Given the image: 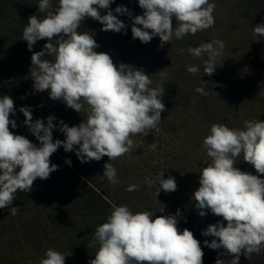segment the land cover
Segmentation results:
<instances>
[{
    "label": "clouds",
    "instance_id": "obj_1",
    "mask_svg": "<svg viewBox=\"0 0 264 264\" xmlns=\"http://www.w3.org/2000/svg\"><path fill=\"white\" fill-rule=\"evenodd\" d=\"M114 0H39L38 14L32 15L23 29L22 39L29 51L42 39L48 42L43 50L31 56V79L37 92L48 91L53 101H62L72 110L86 113L83 122L69 127L62 120L58 130L65 139L53 141L55 117L49 115L47 123L33 121L31 109L22 106L24 125L39 141L33 144L23 135L10 131L15 120L10 119L16 109L8 95L0 98V209L13 203L17 191L30 192L37 178L44 180L58 170L50 157L63 146L66 152L75 151L81 163L109 158L104 164L103 176L110 183H120L117 169L111 161L130 153L139 145L132 137H146L153 130L159 132L161 113L166 110L162 97L163 86L152 87L150 75L142 69L120 63L118 66L99 47L89 31H79L86 17L101 23L102 31L120 33L125 23L113 14L110 5ZM142 15L133 16L124 5L114 11L132 20L133 39L149 43L158 36L161 44L187 35H195L214 26L216 8L209 0H138ZM100 9L107 10L101 15ZM42 14V15H41ZM175 20V27H173ZM140 26V27H138ZM254 35L264 36V23L253 28ZM225 43L220 39L202 42L186 51L203 60L204 73L212 76L223 54ZM184 52L185 49H180ZM52 60L45 59V55ZM206 57V58H205ZM187 71L196 74L199 67L186 65ZM195 91L207 95L204 85ZM78 146V147H77ZM155 150L157 145L151 143ZM203 147L209 158L199 172V188L192 201L201 217L206 211L222 219L210 224L202 235L214 237L204 245L212 250L223 249L232 257L227 264H239L241 255L250 258L264 249V121L245 120L243 128H230L222 123H212L203 138ZM243 156L256 173L241 171L235 165ZM69 166L71 161L66 160ZM164 172V171H163ZM156 180L145 178V183L157 197L177 190L174 177ZM158 185V186H157ZM131 184L127 191L137 190ZM20 211L10 209L15 216ZM178 209L175 215H153L151 211L133 213L128 205H113L106 222L95 228L88 247L99 245L94 259L88 264H203L204 252L192 231L178 228ZM63 254L53 248L46 249L39 264H65ZM31 264V262H29ZM215 264H226L217 258Z\"/></svg>",
    "mask_w": 264,
    "mask_h": 264
},
{
    "label": "trees",
    "instance_id": "obj_2",
    "mask_svg": "<svg viewBox=\"0 0 264 264\" xmlns=\"http://www.w3.org/2000/svg\"><path fill=\"white\" fill-rule=\"evenodd\" d=\"M50 2L53 6L58 4V0ZM209 2L216 4L213 13L215 23L236 25L242 31L230 33L227 42H224L223 29L213 26L181 40L173 37L169 43L161 44L158 36L149 43H142L132 38L131 18L114 11L117 6L124 5L133 16L142 15L143 9L139 7L138 0H114L110 5L113 14L126 25L120 33L102 31L100 22L88 17L84 19L79 31H89L94 36L99 45L95 51L108 53L117 66L120 63L131 65L150 76L160 72V85L157 87L165 89L162 102L165 108L173 109V113L186 116L188 134L177 145L173 156H164V152L157 147L152 150L149 145L154 141L151 139L141 135L132 137L139 146L111 161L117 169L118 185L99 177L103 176L104 164L110 162L107 156L100 161L81 163L75 151L66 152L61 146L50 157L58 170L52 172L48 179L37 178L30 192L18 190L13 203L0 209L1 257L9 254L17 257L20 254L25 264H39L46 249L53 248L63 254L70 253L65 257V264H88L99 247L98 244L88 247L95 228L106 222L113 205L126 204L133 213L151 211L153 215H175L179 209L178 228L181 232L189 229L200 241L204 252L203 264H215L217 258L227 264L232 259L224 254L223 249L212 250L204 245L205 240L211 242L215 238L203 236L202 231L222 218L207 210L205 216L198 215L192 196L200 186L199 172L207 166L205 162L209 159L203 147V138L209 133L212 123L243 128L245 119H252V110L246 113L245 119L242 118V108L239 111L236 100L241 92L244 96L251 94L252 99L257 97L259 104L264 102V36L253 33L257 24L264 23V0ZM38 4L39 0H0V98L8 95L14 101L16 111L10 114V119L15 120L17 127L13 129L9 125L10 131L25 136L37 146L39 141L24 125L25 117L19 111L22 106L31 109L33 121L42 119L46 124L49 115L55 117L53 123L57 127L53 129V141L65 139L58 130L61 120L71 127L79 125L86 116V113H78L62 101H53L47 90L37 92L33 88L31 56L33 52L43 50L48 40L37 41L29 51L22 35L29 17L38 14ZM106 11L100 9L101 15ZM175 23L173 20V27ZM214 39L222 40L225 48L214 75L208 76L204 73L203 60L190 55L186 49ZM173 54L177 55L173 57ZM44 58L52 60L47 54ZM186 65H196L199 71L191 74ZM162 73L167 77H162ZM201 81L207 83L204 85L207 95L195 91L201 86ZM242 105L244 110H249L244 102ZM203 106L204 109H201ZM211 109L214 111H208ZM211 113H214L213 117ZM259 113H264L262 106ZM66 160L71 161V166L65 163ZM242 160L241 155L235 166L241 171L260 175ZM161 172L164 179L169 176L175 178L177 190L169 193L161 191L156 197L155 188L152 190L145 183V178L156 180ZM261 178L264 179V176ZM131 184L139 185L138 189L127 191ZM12 207L20 209L15 216L10 214ZM14 257L7 261L4 259L0 264H15ZM239 264H264V249L248 259L241 255Z\"/></svg>",
    "mask_w": 264,
    "mask_h": 264
},
{
    "label": "rangeland",
    "instance_id": "obj_3",
    "mask_svg": "<svg viewBox=\"0 0 264 264\" xmlns=\"http://www.w3.org/2000/svg\"><path fill=\"white\" fill-rule=\"evenodd\" d=\"M215 27H218L219 29H223V37L225 38L224 42L228 41V37L230 35V33H239L240 31H242L241 27H238L236 25H232V24H227L222 26L220 23L216 22L214 24ZM229 32V34H227ZM230 43V42H229ZM177 55V54H176ZM175 54H173L172 56H176ZM167 59V58H166ZM169 71V70H168ZM162 77H167V75L165 73H162ZM150 79L153 81V84L151 85L152 87H157V85L159 84V79H160V72H158L156 74V76H150ZM237 96L239 97L236 101L239 102L238 106H239V111L241 109V114H242V118L245 119L246 113L249 112L250 110L253 111V114L251 115V120H255L258 119L260 121H264V113H259V109L260 106H262L264 108V102L260 101V104L258 102V98L256 97V99H252L251 94L248 96H244L242 95ZM175 96V94H173V97ZM213 98H216L215 96ZM246 104V107L249 110H244V107L242 105V103ZM214 108H216V104H213ZM204 109V106L201 108ZM208 111H214L213 109L208 110ZM211 117L214 116V113L210 114ZM242 119V121H244ZM246 120V119H245ZM229 122V121H227ZM188 120L186 118V116H181L178 114L173 113V109L171 108H166V111L161 113V123L158 125L159 127V132H155L154 130L152 132L149 133L148 136H146V139H151L152 141H154V143L157 145V148L160 149L161 151L164 152V156H173L177 150V145L181 142L182 139H184L187 136V129L185 128L187 126ZM186 125V126H185ZM208 133H206L207 135ZM192 154V153H189ZM204 154V153H203ZM175 173L178 172V168L174 171ZM20 255V254H19ZM17 256L14 257L11 254L6 255L4 257L0 256V262H4L6 259L10 260L11 258L14 257V263L15 264H25L24 260L21 259V256Z\"/></svg>",
    "mask_w": 264,
    "mask_h": 264
}]
</instances>
